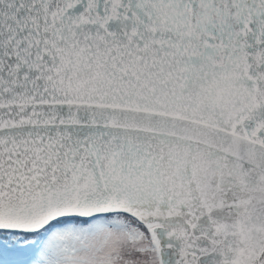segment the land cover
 <instances>
[{"label":"snow or ice","instance_id":"6c2138e0","mask_svg":"<svg viewBox=\"0 0 264 264\" xmlns=\"http://www.w3.org/2000/svg\"><path fill=\"white\" fill-rule=\"evenodd\" d=\"M0 264H264V0H0Z\"/></svg>","mask_w":264,"mask_h":264}]
</instances>
